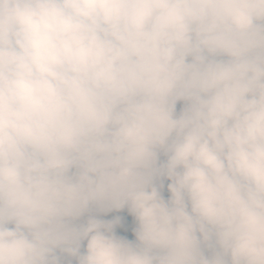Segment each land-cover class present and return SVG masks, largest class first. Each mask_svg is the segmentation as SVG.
<instances>
[{"label": "clouds", "instance_id": "clouds-1", "mask_svg": "<svg viewBox=\"0 0 264 264\" xmlns=\"http://www.w3.org/2000/svg\"><path fill=\"white\" fill-rule=\"evenodd\" d=\"M68 258L264 264V0H0V264Z\"/></svg>", "mask_w": 264, "mask_h": 264}, {"label": "rangeland", "instance_id": "rangeland-1", "mask_svg": "<svg viewBox=\"0 0 264 264\" xmlns=\"http://www.w3.org/2000/svg\"><path fill=\"white\" fill-rule=\"evenodd\" d=\"M182 107H183V102L182 101L178 102L177 114H179ZM165 160L166 157L163 154H161L160 162H164ZM156 183L162 197L167 201L171 196V193L168 190V185L171 183V181L166 177H160L157 179ZM111 213L109 215L107 214L104 216L100 212H97L96 214L98 218L100 219L103 218L104 220H112L116 217H121L122 218L121 223L116 225V227L114 228L115 234L117 236L126 238L130 242L136 243L137 241H136L135 232H136V228L138 227V222L136 221L135 217L129 212L128 208L125 207L124 209L119 211L113 210ZM64 264H76V262L74 259L68 258L65 260Z\"/></svg>", "mask_w": 264, "mask_h": 264}, {"label": "crops", "instance_id": "crops-1", "mask_svg": "<svg viewBox=\"0 0 264 264\" xmlns=\"http://www.w3.org/2000/svg\"><path fill=\"white\" fill-rule=\"evenodd\" d=\"M111 212H112V211H110V212H106V213H105V212H100V213L104 216V215H107V214L109 215ZM114 212H115V211H114ZM111 214H112V213H111Z\"/></svg>", "mask_w": 264, "mask_h": 264}, {"label": "trees", "instance_id": "trees-1", "mask_svg": "<svg viewBox=\"0 0 264 264\" xmlns=\"http://www.w3.org/2000/svg\"><path fill=\"white\" fill-rule=\"evenodd\" d=\"M97 215V214H96ZM99 217H101V216H99ZM103 219V218H102Z\"/></svg>", "mask_w": 264, "mask_h": 264}]
</instances>
